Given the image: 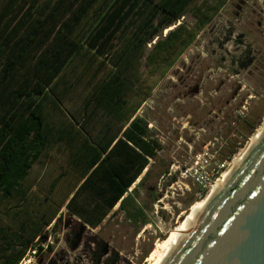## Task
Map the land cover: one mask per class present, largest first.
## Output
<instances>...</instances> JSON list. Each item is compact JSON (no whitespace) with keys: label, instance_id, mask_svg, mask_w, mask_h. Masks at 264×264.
<instances>
[{"label":"trees","instance_id":"16d2710c","mask_svg":"<svg viewBox=\"0 0 264 264\" xmlns=\"http://www.w3.org/2000/svg\"><path fill=\"white\" fill-rule=\"evenodd\" d=\"M195 1L0 0V201L13 204L16 218L32 213L0 227V264L42 252L35 242L61 221L64 207L93 228L117 205L138 227L150 222L136 196L153 174L159 147L136 114L164 76L151 82L153 72L172 68L228 2L196 6L191 27L185 17ZM82 59L99 61L98 73L107 72L86 98L83 121L69 114L59 130L46 104L64 112L58 90L69 84L66 69ZM99 112L106 120L92 135L87 126ZM244 123L247 133L256 128L248 118ZM57 141L73 151L59 175L46 177L53 179L43 198L24 182ZM168 174L169 166L157 176Z\"/></svg>","mask_w":264,"mask_h":264},{"label":"rangeland","instance_id":"374dc122","mask_svg":"<svg viewBox=\"0 0 264 264\" xmlns=\"http://www.w3.org/2000/svg\"><path fill=\"white\" fill-rule=\"evenodd\" d=\"M204 1L196 0L189 8L185 21L191 27L197 21L194 9ZM99 63L82 59L66 69L69 84L58 90L64 94V112L46 104L57 129L70 121L69 114L83 121L86 98L107 72L98 73ZM153 73L151 82L164 76L136 114L159 147L153 174L136 196L150 222L138 227L114 208L93 228L64 207L61 221L35 242L43 251L28 252L21 264H149L156 246L188 218L193 205L208 195L264 126V0H228L172 68L160 67ZM101 115L87 126L92 135L106 120ZM246 118L256 127L252 133L243 129ZM69 145L57 141L36 163L25 187L46 198L53 179L46 177L59 175L69 164L73 151ZM167 166L170 174L158 178ZM12 206L0 201V227L31 217L26 211L16 218L15 210L9 212Z\"/></svg>","mask_w":264,"mask_h":264},{"label":"water","instance_id":"95a60500","mask_svg":"<svg viewBox=\"0 0 264 264\" xmlns=\"http://www.w3.org/2000/svg\"><path fill=\"white\" fill-rule=\"evenodd\" d=\"M165 264H264V139Z\"/></svg>","mask_w":264,"mask_h":264},{"label":"bare ground","instance_id":"6f19581e","mask_svg":"<svg viewBox=\"0 0 264 264\" xmlns=\"http://www.w3.org/2000/svg\"><path fill=\"white\" fill-rule=\"evenodd\" d=\"M173 28V27H172ZM172 28L166 30V33ZM264 139V126L263 128L251 139L250 147L245 150L241 156L235 161L234 166L223 173L222 177L215 183L208 195L201 201L193 205L191 213L188 218L179 223V227L174 231L168 239L159 243L152 255L148 258L147 263L149 264H165L176 252L178 247L181 245L187 234L196 226L198 221L201 219L211 202L217 197L223 187L228 183L234 173L245 163L248 157L253 153L257 146ZM143 175L136 182L139 183ZM119 208V205L115 207V210Z\"/></svg>","mask_w":264,"mask_h":264}]
</instances>
